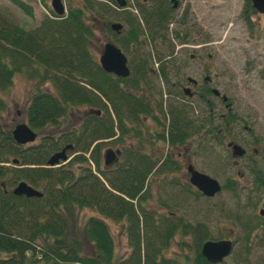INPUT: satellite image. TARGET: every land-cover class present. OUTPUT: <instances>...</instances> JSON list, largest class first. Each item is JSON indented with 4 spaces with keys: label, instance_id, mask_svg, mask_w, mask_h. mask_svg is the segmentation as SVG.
<instances>
[{
    "label": "trees",
    "instance_id": "trees-1",
    "mask_svg": "<svg viewBox=\"0 0 264 264\" xmlns=\"http://www.w3.org/2000/svg\"><path fill=\"white\" fill-rule=\"evenodd\" d=\"M102 2L116 8L109 0H82L80 9L69 8L62 18L47 10L50 17L28 33L0 17V95L6 94L17 75L34 83L35 94L25 110L26 126L33 132L61 130L63 139L73 147L72 153L80 155L70 165L86 166L76 177L69 172L42 169L58 153V142L48 139L40 149L21 152L11 140V131L0 126V183H5L0 184V256H4L0 264H176L161 256L176 233L195 237L194 263L206 264L199 258L198 250L209 239L200 226L191 229L178 218L162 220L146 206L150 198L145 186L156 173L158 161L149 155L142 157L137 150L125 152L113 172L105 173L99 165L101 146L92 149L95 142L114 137V130L120 141L131 135L139 144L138 131L128 134L125 126L137 125L142 116L161 127L160 139L170 146H181L192 130L184 110L168 107L163 112L160 102L143 96L142 85L146 86L150 76L147 59L151 56L146 59L137 52L149 45L155 52L152 60L158 65L162 62L155 44L167 41L165 33L172 23L166 0H148V10L138 4L135 12L139 19L122 13L125 30L119 36L105 29L114 45L130 58V75L124 80L104 74L88 49L92 33L85 19L88 15L103 19V8L108 6ZM14 3L24 12L28 10ZM243 13L246 22L255 15L250 0H244ZM143 27L148 38L143 35ZM165 69V64L160 65L156 74L167 85ZM72 108H84L92 114L75 128L67 119ZM4 110L5 102L0 98V112ZM155 112L161 114V124ZM12 158L24 170H13ZM22 181L42 186L43 199L25 201L13 198L10 192L3 194L1 185L10 191ZM227 190L236 198L234 188ZM72 209L94 214L87 220L82 236L83 243L93 251L89 258L81 255V243L77 240L65 243L69 226L63 211L69 215ZM108 222L120 224L129 250L124 260H114ZM242 230L248 245L254 229Z\"/></svg>",
    "mask_w": 264,
    "mask_h": 264
},
{
    "label": "rangeland",
    "instance_id": "rangeland-1",
    "mask_svg": "<svg viewBox=\"0 0 264 264\" xmlns=\"http://www.w3.org/2000/svg\"><path fill=\"white\" fill-rule=\"evenodd\" d=\"M14 1L28 10L24 12L16 6ZM141 1L126 0L123 11H118L108 3L102 2L108 6L106 9L103 8L106 11L103 19L97 20L96 16L93 18L87 16L85 20L91 27L92 33L88 49L96 62L103 47L108 43L114 44L105 29H109L111 25H118L121 31L125 30L122 13H131L139 19L135 11ZM177 1L181 4V10L173 15V22L167 27L165 33L167 41L164 43L156 41L155 44V51L163 59L160 65L165 64L169 82L167 85L162 83L158 73L156 74L160 65L152 60L155 52L151 47L146 45L137 52L146 59L151 56L147 59L150 76L147 78L146 86L142 85L144 98L149 95L150 100L160 102L162 111L170 106L181 108L191 121L199 122V120L202 121L203 110H196L193 101L181 100L180 96H177L176 86H184L186 79H192L201 84L204 77L211 78V86L227 98L231 105L232 115L238 119L237 125L233 128V136L239 138L254 136L263 142L259 144L261 156L254 160L256 164L253 163L264 174V86L262 85V88L257 86L251 69L252 62L257 55L264 60V17L255 14L246 22L245 15H243L244 0ZM42 2L44 6L40 0H0V17L25 33L34 31L44 19L50 17L47 12V10L51 12L50 0H42ZM60 2L64 14L69 8L80 9L82 5V0H60ZM145 2L149 6L148 1ZM185 9L188 10V15L183 18ZM143 35L146 38L149 35L144 27ZM125 57L127 66L130 68V58L126 55ZM207 57L210 58L209 62ZM206 64L208 69L203 72V65ZM173 85L175 88L172 87ZM34 91V83L17 75L13 78L12 85L6 94L0 95L5 102V110L0 112V126L4 131L10 132L17 126H25V110ZM219 112L224 114L222 109ZM75 116L68 119L70 125L74 124ZM156 116L159 115L156 113ZM145 126L147 135L143 141L145 153L150 156V153L156 154V151L162 148L161 144L152 140L155 133H159L160 130L149 119L146 120ZM245 126L250 129L251 133L246 134L243 131ZM42 132V135L49 134V128ZM150 142H153L152 146L149 145ZM179 153L180 155L185 154L197 171L215 180L220 186H224L229 180H237L235 171L230 167V160L225 153L223 154V150H215L212 154L211 150L208 151L204 147L202 141L192 138ZM175 154L173 152L172 155ZM12 160L16 159L12 158ZM178 164L184 172L185 165L181 158ZM73 165L71 170L73 177H76L79 164ZM3 167L10 168V165H3ZM15 169L20 171L23 168L13 167V170ZM182 172L173 175H152L149 178L146 189L150 200L146 203L147 208L153 210L157 216H160V213L163 217H167L166 213L173 214L175 218L187 223L190 228L200 226L205 230L207 239L210 241L222 239L231 241L232 253L223 261L224 264H264V222L256 219V207L258 200L261 199V193L252 189V177L248 169H239L243 179L239 181L238 188L234 189L237 193L236 198L228 190L223 189L217 197L210 201L195 197L192 192L184 191L187 185ZM157 200L165 204V215L164 211L159 212ZM70 212L68 215L63 211L69 226L65 243L68 245L72 240L80 242L81 255L84 254L86 258L90 256L88 253L90 248L83 243V230L87 220L94 214L90 211L75 209ZM257 224L261 226L260 231L256 230ZM106 225L114 241V260L126 259L129 256V250L120 224L108 222ZM245 227L254 229L248 245L245 242V232L242 230ZM195 246V237H186L177 233L167 250L163 252V259L175 260L179 264H190L193 256L191 253ZM186 248L191 251L190 254ZM36 259L40 260V257L37 255Z\"/></svg>",
    "mask_w": 264,
    "mask_h": 264
},
{
    "label": "flooded vegetation",
    "instance_id": "flooded-vegetation-1",
    "mask_svg": "<svg viewBox=\"0 0 264 264\" xmlns=\"http://www.w3.org/2000/svg\"><path fill=\"white\" fill-rule=\"evenodd\" d=\"M145 1H148V0H142L141 4L139 3V5H143L145 7V9L148 10L149 6L147 5V2H145ZM165 5L171 9L172 18H173V15H175V13H177L178 11L181 10V4L177 0H173V2H171L170 0H166ZM187 15H188V10L185 9L182 17L184 18ZM172 22H173V20H172ZM108 30L111 34H114L110 30V26H109ZM116 36H119V35L117 34ZM101 52H102V50H101ZM101 52H100V54H101ZM99 55H98L97 59L99 58ZM190 59H192V57H190ZM207 60L209 62L210 58L207 57ZM207 69H208L207 64L203 65V72ZM251 69H252V72L254 73L255 79L257 81V86L262 88L261 86L262 85L264 86V60H263V58L260 57L259 55H257L255 60H253V62H252ZM128 70H129V68H128ZM211 81H212L211 78L204 77L202 79L201 84H198L197 82H195L192 79H186L184 86H179V85L176 86L177 96L179 95L181 100L187 101V102H192V101L195 102L196 110L202 109L204 113L201 117L202 121H200V120H199V122H196L197 120L191 121L189 118V121L192 124V130L189 133V137L185 140V142L181 146L180 145L170 146L167 141L162 142L160 139L162 129L160 126L158 127L160 132L159 133L156 132L155 135L152 137V140L156 136L157 138H155V140H153V141L161 144L162 148L160 151H156V154L150 153V156H149V157H152L158 161L156 173L154 175H173V174H176L179 172L181 173L182 170L180 168V165L178 164V160L181 158L184 162V165H185L184 172H182V174L184 173L183 179L187 185V189H184V191L187 193L192 192L195 197H200L201 199H203L205 201H210V200H213L215 197H217L223 191V189L227 190V187H231L234 189L238 188L239 181H242V179H243V175L239 172V169L240 168L241 169L247 168L249 173H250V176L252 177V181H251V185L253 187L252 189L258 193H261V199L258 200L257 207H256L257 208L256 219L259 220L260 222L261 221L264 222V174L260 169H258L255 166L256 163L254 162L255 159H257L261 156L259 144L263 143V142H260L259 141L260 139L255 138L254 136H249V137H245V138H239V137L233 136V133H234L233 128L237 125L238 119L236 118V116L232 115L231 105L228 103L227 98L222 96L217 90L214 89L213 86H211L212 85ZM172 87L175 88V85H173ZM213 92H216V95H214ZM34 94H35V92H34ZM34 94H33V96H34ZM170 107L177 109V107H175V106H170ZM167 109H168V107H167ZM221 109L224 110V114H220L219 110L221 111ZM75 115H77V116H75ZM89 115H90V112L84 108H72L70 110V112L67 114V119L70 120L71 117L74 118V116H75L76 118L74 121V127L78 128L84 122V120L89 117ZM158 115L159 116L158 117L156 116V117L158 119V123L161 124V114H158ZM24 116H25V114H24ZM97 117H99V114L97 115ZM148 119L149 118L142 116L139 118V123L137 125L133 124L132 127L125 126V130L127 131L128 134H130V131H135V130L138 131L139 144L134 140V138L131 137V135L125 136L123 141H120L118 132H116L115 130H114L115 135L111 139H108L106 141H100V142L98 141V142H95L93 144L92 149L97 147V146H101L100 147V153H99V165H100L101 171H103L105 173L113 172L114 168L116 166H118V164L120 163V160L122 158L123 153L134 152V149L139 151V153L142 155V157H144V158L148 157V154L145 153V146H144V141H143V138L147 135V127L145 126V123H146V120H148ZM193 124H195V126ZM25 125H26V118H25ZM155 127H157V126H155ZM43 130H45V129H43ZM42 131H39V132L31 131L35 135L34 142L32 144L25 145L23 147H17V150L24 152V151H29L32 149H37V148L40 149L41 146L44 144V142H46V140L48 141V139H53V140H56V142H58V151H57L58 153L65 146H68L67 140L63 139V136H64V135H62L63 132H61L60 130L58 133L56 131L54 134H52L49 131V134H47V135H42L43 134ZM243 131L246 134L251 133L250 129H248L246 126L243 128ZM192 133H194L195 135H190ZM192 138H195V140H200V142L202 141V144L204 145V147H206L208 151L211 150L212 154L215 152V150H219V149L223 150V154L225 153V155H227V158H229L230 167L233 171H235V176L237 177V180H233V181L229 180L224 186H220L218 184L220 186V193L217 194L216 196H214L212 199L203 198L199 193H197L194 190V188H192L189 185V174L187 172L188 168H191L194 172H196L200 175H204V174H202L196 170V168L191 164L189 158H187L185 154L180 155V153H179V151L185 145H187L188 141ZM152 144H153V142L149 143V145H151V146H152ZM137 145H138V148H137ZM234 146L239 147L244 152V155L240 159H232V157H231V154H232L231 149ZM107 151L119 154V156L117 158V163H114L111 166H105L104 165L103 155ZM72 152H73V147L71 150L66 152V154H65L66 160L64 163H59L57 166H55L53 168L47 167L46 163H45V167L42 169H45L48 171L56 170L54 172H59V171H63L66 173L69 172L73 176L71 169L74 167V165H70V164L72 163V161L75 158L79 157L80 155H79V153H72ZM173 152L176 153L174 156L172 155ZM184 152L185 151H183V153ZM70 154L74 155V157ZM172 156H173V158H172ZM174 157H175V161H173ZM77 164H79L78 165V170H79L78 174H80V172L86 168L83 164H80V163H77ZM90 166L92 168V171L94 172L93 166L92 165H90ZM14 167L23 168V167L18 166V162L15 164ZM22 170H24V168ZM22 170H20V171H22ZM15 171L20 172L18 169H15ZM204 176H206V175H204ZM19 183H25L29 188H31L32 190H34L35 192L40 194L41 197L39 199H35V198L26 199L24 197H13L11 195V191L15 186L13 188H11L9 191V190H6L4 188V186L1 185V188L3 190V194L8 195L10 192V195L13 198L23 199L25 201L26 200L40 201L43 199L44 195H43L42 186H40V187L34 186V185L32 186V185H30L26 182H23V181L19 182ZM146 188H147V183H146L145 189ZM157 203H158V208H160V209H158L159 212L164 211V215H165V213H166L165 204L162 203L160 200H157ZM260 213H263V216H260ZM166 214H168L167 217H163V215H161V213H160L162 220H166L169 218L176 219L174 217L175 215L169 214V213H166ZM191 229H194V227H192ZM202 230H204V229H202ZM256 230L260 231L261 226H259L257 224ZM263 232H264V229H263ZM187 236L194 237L192 235H187ZM174 237H173V239H174ZM220 241H228L232 244L231 241L223 240V239L222 240H215V241L208 240L206 242L216 243V242H220ZM206 242H204V243H206ZM201 246L198 250V255H199V258L203 262H205L200 256ZM232 249H233V244H232ZM166 250H164V251H166ZM186 250H188V249L186 248ZM188 251L190 254L191 251L190 250H188ZM88 253L90 254V256H88L87 258H89L93 255V251L90 249H88ZM195 253H196V250L194 248L193 252L191 253V254H193V256H192V262H190V264H195L194 263L195 262ZM231 253H232V251H231ZM231 253H230V255H231ZM161 256L163 257V253L161 254ZM172 261H175V260H172ZM188 261H187V263H188ZM223 261L221 264H224ZM175 262H176V264H179L178 261H175ZM206 264H208V263H206Z\"/></svg>",
    "mask_w": 264,
    "mask_h": 264
},
{
    "label": "water",
    "instance_id": "water-1",
    "mask_svg": "<svg viewBox=\"0 0 264 264\" xmlns=\"http://www.w3.org/2000/svg\"><path fill=\"white\" fill-rule=\"evenodd\" d=\"M118 9H124L126 0H110ZM173 2V0H170ZM250 7L255 14L264 17V0H250ZM50 9L56 17L63 15V8L60 0H50ZM110 30L115 34H119L121 27L118 25H111ZM98 65L101 71L117 79H126L129 76V70L127 68L126 58L122 53L113 45L106 44L98 59ZM216 95V92H213ZM98 115V114H97ZM12 142L18 146L23 147L25 145L32 144L35 140V135L24 125L17 126L10 134ZM71 150L70 146L65 147L59 153L54 154L46 162V166L53 168L59 163H64L66 160V152ZM232 159H240L244 152L239 147H232ZM118 153H112L107 151L103 155V162L105 166H111L117 163ZM13 164H16L15 162ZM189 174V185L199 193L203 198L212 199L214 196L220 193V187L218 183L204 175H200L194 172L191 168L187 170ZM13 197H24L26 199H39L40 194L21 183L17 185L11 192ZM263 216V213H260ZM232 251V244L228 241L220 242H206L201 246L200 256L208 264H221Z\"/></svg>",
    "mask_w": 264,
    "mask_h": 264
}]
</instances>
